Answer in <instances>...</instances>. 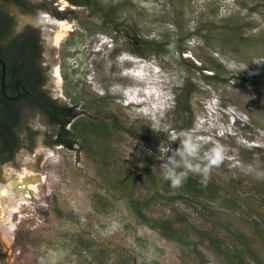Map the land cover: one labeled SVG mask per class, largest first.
Returning a JSON list of instances; mask_svg holds the SVG:
<instances>
[{
    "label": "rangeland",
    "instance_id": "374dc122",
    "mask_svg": "<svg viewBox=\"0 0 264 264\" xmlns=\"http://www.w3.org/2000/svg\"><path fill=\"white\" fill-rule=\"evenodd\" d=\"M100 1L119 5L121 31L68 0H28L32 11L9 6L16 30L40 38L35 69L42 89L70 108V131L86 118L124 132L108 140L71 134L70 145L37 134L33 150L0 159L6 184L37 177L29 182L34 199L21 204L7 190L11 203H1L0 264H228L230 250L264 264V0ZM168 39L186 52L160 53L150 43ZM217 65L216 79L197 71ZM22 117L32 130L53 129L41 111ZM183 132L200 145L194 163L222 148L206 181L237 198L234 209L166 191L159 148L176 149ZM116 177L129 180L134 203ZM163 227L180 239L166 238Z\"/></svg>",
    "mask_w": 264,
    "mask_h": 264
},
{
    "label": "trees",
    "instance_id": "16d2710c",
    "mask_svg": "<svg viewBox=\"0 0 264 264\" xmlns=\"http://www.w3.org/2000/svg\"><path fill=\"white\" fill-rule=\"evenodd\" d=\"M68 2L75 7H87L90 9L93 16H99V22H101V25L106 29H110L113 32L121 31L118 25V4L111 2L109 5H103L100 0H68ZM9 6L32 11L34 5L28 2V0H0V58L3 60L2 63L5 65L6 72V75H4V85L2 83V75H0L1 161H11L15 152H18L21 148L26 147L28 150H33L37 142L35 140L37 134H42L48 140H53L54 138L55 143L70 145L72 143H68L67 138L70 137L71 134L75 137H80L81 135L86 139L90 132H96L100 137H104L108 140L111 138L113 132H124V128L116 122L112 126L108 121L100 120L92 122L86 118L81 119L83 122L78 121L79 119H75L74 122L71 123L73 127L72 131H70L71 129L67 127L70 122V108L60 104L58 100L52 99L48 93L42 89L43 83L45 82L42 69H35L37 59L42 51L40 38L36 37L34 34L32 35L29 31L27 32V30H16V17L11 15ZM38 7H42L45 12L51 13L50 8H47L44 3ZM125 36H127V38L130 37L129 41L132 42L135 47L141 45L137 33H129L125 34ZM178 40L168 39L159 42L151 41L150 43H152L156 51L160 53L171 51L173 53L179 52L180 54H184L186 50L179 45ZM180 62L181 64L187 65L186 58H180ZM216 67L218 69L197 67L199 68L197 71L200 72L206 80L216 79L221 76V66L217 65ZM205 71L210 72V74H207ZM0 72H2V66L0 67ZM28 108L44 113L48 126H52L53 129L43 131L32 130L22 117L23 112ZM23 133L27 136L25 138L29 140L27 144L25 143L26 139L23 137ZM106 155H108V153ZM201 181L202 180L188 175L187 179L183 181L180 187L173 188L170 183L167 182L165 188L166 191L170 189L175 191L176 196L172 198L184 196L196 203H199L202 199H205L206 202L218 200L226 207L232 209L236 207L238 202L237 198H234L222 188L217 190V187H219L217 183H214V181L202 183ZM113 182L116 187L122 189L126 196H128V199L133 203L136 201L133 197V188H131L132 185L129 180L116 177ZM137 204H139V202H137ZM143 204L145 205L146 203L144 202ZM164 228L165 227H163L161 232L166 238H172L174 241L180 239L178 230L174 228L167 230ZM258 232L257 234L262 237L263 234ZM215 249L219 254L217 247H215ZM226 258L228 264H258L255 261L247 262L242 253L238 251H228Z\"/></svg>",
    "mask_w": 264,
    "mask_h": 264
},
{
    "label": "clouds",
    "instance_id": "9594fccd",
    "mask_svg": "<svg viewBox=\"0 0 264 264\" xmlns=\"http://www.w3.org/2000/svg\"><path fill=\"white\" fill-rule=\"evenodd\" d=\"M199 148L200 145L194 140L190 132L181 133L179 145L176 149L161 150L159 148L160 159L162 161L159 169L162 174V179L168 181L171 187L178 188L187 179L189 172H191L201 175V182L205 183L210 167L218 164L221 159L222 148L219 145L213 147L209 154L204 157L203 161L194 163L201 159L199 156ZM201 163L204 166H201ZM178 168H183L184 170L177 171Z\"/></svg>",
    "mask_w": 264,
    "mask_h": 264
},
{
    "label": "flooded vegetation",
    "instance_id": "af4514ba",
    "mask_svg": "<svg viewBox=\"0 0 264 264\" xmlns=\"http://www.w3.org/2000/svg\"><path fill=\"white\" fill-rule=\"evenodd\" d=\"M3 60L2 58H0V67L2 66V72H0V75H2V83L4 85V79L5 76L3 77V75H6V72H4V68L5 65L2 63ZM54 141V138H53ZM23 148H21L22 150ZM15 154H17V152H15ZM14 155V154H13ZM20 176H16V178H14V180H12V182H8L7 184L5 182H7V180H5V178H3V180H0V216L3 217V207L1 206V203H5V202H10V198L3 194L4 190H11L10 192L12 193V197H14L15 200L20 199L21 197H24L20 200V203L24 204L25 203V199H34V193L32 194V192H30L29 190V182H33L37 177H29V179L27 180L26 178L22 177V179H19ZM2 192V193H1ZM30 192L29 195H27V193ZM19 203V204H20ZM27 204V202H26ZM10 208V207H9ZM5 211H8V208H5ZM3 251V247L0 245V254H2Z\"/></svg>",
    "mask_w": 264,
    "mask_h": 264
},
{
    "label": "bare ground",
    "instance_id": "6f19581e",
    "mask_svg": "<svg viewBox=\"0 0 264 264\" xmlns=\"http://www.w3.org/2000/svg\"><path fill=\"white\" fill-rule=\"evenodd\" d=\"M32 186V185H31ZM29 189H30V191L32 192V194L34 193V191H35V188H34V185L32 186V187H29ZM4 192H5V195H8V191L7 190H4ZM11 195V194H10ZM26 200V199H25ZM26 202V201H25ZM12 209V208H11Z\"/></svg>",
    "mask_w": 264,
    "mask_h": 264
},
{
    "label": "water",
    "instance_id": "95a60500",
    "mask_svg": "<svg viewBox=\"0 0 264 264\" xmlns=\"http://www.w3.org/2000/svg\"><path fill=\"white\" fill-rule=\"evenodd\" d=\"M4 72H5V68H4ZM3 77H4V75H3ZM29 191H30V190H29ZM30 192H31V191H30ZM30 192H28V193H27V195H29V194H30Z\"/></svg>",
    "mask_w": 264,
    "mask_h": 264
}]
</instances>
